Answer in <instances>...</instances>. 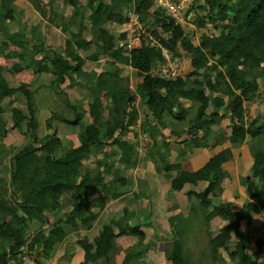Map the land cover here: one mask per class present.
<instances>
[{
  "label": "trees",
  "instance_id": "obj_1",
  "mask_svg": "<svg viewBox=\"0 0 264 264\" xmlns=\"http://www.w3.org/2000/svg\"><path fill=\"white\" fill-rule=\"evenodd\" d=\"M84 1L86 4L83 6L82 0H20L22 4H18L17 0H0V56L10 57L9 62L0 65V138L15 131L22 135L24 141V146L16 149L9 159L12 167L15 162L17 170L4 168L8 151L0 150V264H19L28 233L31 229L40 228L38 221L42 224L47 215L53 216L54 225L77 223L89 230L105 203L97 198H88L89 193L99 191L94 187V174L89 173L83 162L97 157L104 145H117L128 126H134L138 116L134 104L137 93L140 95V105L153 117L150 121L145 116L141 129L154 139L151 160L156 163L158 146L161 149L169 145L159 132L165 127L164 119L166 116L177 121L183 119L178 94L187 89L186 79L193 80L192 99L197 103V108L188 122L189 139L183 143L191 149L201 146L200 140L208 136L210 129L221 118L228 116L234 123V133L229 137V142L241 144L249 141L253 163L245 177L247 202L241 212H234L230 202L219 203L217 200L221 193L216 187L226 176L222 166L232 160L230 149L222 150L195 172L183 171L179 164L172 165L170 191L180 192L189 183L202 184L199 191L186 193L190 204L188 221L192 231L199 219L206 226L209 236L207 246L214 264H223L218 235L210 230L214 218L224 222L218 234L233 235L231 246L224 245L231 261L235 264H264V239L257 237L254 249H250L254 231L252 215L264 210V110L262 115L245 119L244 109L245 102L260 97V91H264V0H200V4L193 0L185 19L192 14L189 21L201 33L198 44H194L193 36L170 17L165 8L158 7L154 0ZM42 3L48 8H39ZM60 5L69 6L71 13H60ZM33 10L49 25L59 29L72 47L60 51L46 48L36 37L34 26L29 27V22L20 16V13ZM130 11L138 13L145 31L171 54L173 65L184 57L190 59L189 73L183 77L176 74L154 75L153 70L164 62V58L160 48L150 47L145 40L141 48L129 53L117 48V43L125 39L126 32L117 34L111 28L126 25L127 12ZM11 21L19 22L16 32L8 28ZM8 45L14 49H9ZM43 51L49 52V55L44 54L36 60L35 57ZM78 52L86 54L85 61L98 62L102 55L107 60L92 84L91 107L95 117L83 128L85 142L59 155L61 142L56 134L49 133L40 140L38 133L59 123L79 126L84 115L82 103L54 102L57 103L54 108L48 106V102V118L45 122L37 120L34 93H26V85L17 83L15 75L22 71L51 73L54 77L51 85L56 93L60 83L71 78L72 74L81 72L83 64ZM118 64L133 69L142 78L136 93L128 89V79L121 76ZM261 80L263 82L260 84ZM103 90L107 91L105 107L100 104ZM10 91L23 97L25 106L19 102L2 105L6 95L12 94ZM217 93H221L225 100L213 95ZM210 105H214L215 109L207 115ZM62 106L65 110L60 113L58 109ZM105 110L108 116L103 119ZM219 110H222L221 114ZM69 113L73 114L71 119L68 118ZM26 120L31 121L30 130L23 127ZM173 132L171 129L170 133ZM156 136L162 138L160 143L156 142ZM134 146L135 143L128 146L125 153H120L124 165L132 166L137 162L139 155ZM23 159L29 160L26 173H22L24 166L19 165L24 162ZM96 161L100 167L103 166L106 174L112 175L115 171L112 162H105L104 158ZM156 172H161V166L156 165ZM117 178L124 191L104 188V194L109 199L120 198L126 192L125 178ZM78 181L80 186L85 187L86 194L77 192ZM67 194L74 200L73 208L71 212L58 216L62 199ZM11 208L16 209L18 219L8 214ZM127 213V210H123L121 217L103 225L92 242L87 238L78 241L84 252L80 264L93 263L98 259L109 264V253L114 248L115 239L121 235H131L138 240V248L131 249L122 264H128L142 251L146 239L141 231L143 224L128 226L118 234L115 232ZM198 214L201 218H198ZM51 235L56 236L57 240L61 239L50 227L48 238ZM192 235L194 238L195 233ZM37 237L38 246L44 249L47 256L51 255L54 243L48 240L43 230L37 233ZM156 239L161 238L156 236ZM187 240V235H173L172 249L166 255L169 264H194Z\"/></svg>",
  "mask_w": 264,
  "mask_h": 264
},
{
  "label": "crops",
  "instance_id": "obj_2",
  "mask_svg": "<svg viewBox=\"0 0 264 264\" xmlns=\"http://www.w3.org/2000/svg\"><path fill=\"white\" fill-rule=\"evenodd\" d=\"M19 1L20 0H17V3L22 4ZM198 1L200 0H196V4L201 3V1ZM81 3L83 6L86 4L84 0H82ZM39 8L47 9L48 7L42 3ZM27 12L29 14H27ZM60 13L68 15L71 13V8L69 6L60 5ZM30 15H32L34 20L32 22L29 21L27 25L29 27L34 26L36 37H38L46 48L53 51H60L63 48L72 47L70 42L66 45L68 39L60 30L49 25L46 19L42 18L37 11L33 10L20 13V16L23 19L25 18L24 20ZM191 16L192 14H189L181 25L190 36H193L194 44H198L201 33L194 29L192 22L189 21ZM8 28L11 32H16L19 28V22H9ZM111 29L114 33L119 34L125 32L126 25L112 27ZM44 54L48 56L49 52L43 51L40 53L41 56L37 55L35 57L36 60L41 59ZM78 55L83 64L81 72L72 74L71 78H67L60 83L56 93L51 85L54 78L51 73L33 74L31 72L22 71L15 75L17 83L26 85V93H34L33 102L38 118L37 120L45 122L48 118L49 112L46 107L48 102V106H53L54 108L57 106L58 102H70L72 105L74 103H82L84 115L79 126L74 127L69 124L59 123L51 127V129H43L38 133L37 137L40 140L49 133L56 134L61 142V148L58 151L59 155L69 149L77 148L85 142L83 128L85 125L90 124L95 117L91 107L92 84L95 81V76L100 74L103 67L102 65H104L107 60V57L102 55L99 57L100 60L98 62L85 61L86 54L78 52ZM42 61H44V59H42ZM5 64L0 63V65ZM118 67L121 71V76L128 79V89L136 93V87L141 84L142 78L139 77L133 69L127 66L118 64ZM174 69L176 75L185 76L191 70L190 59L186 57L182 58L174 65ZM262 82L263 80L260 81V84ZM186 85L187 89L178 94L182 107L181 114L183 119L177 121L170 116H166L164 119L165 127H163V129L161 128L159 132L163 140L169 145L167 148L163 147L161 149H159L160 145L158 146L157 150L159 151V156H155L156 163L151 160V148L154 144V139L141 129V124L145 116L150 121L153 120V117L144 106L140 105V95L136 93L137 98L134 104L138 111V116L134 126H128L125 132L121 134L120 141L117 145H104L102 152H100L97 157H90L83 162V165L88 168L89 173L94 174V187L99 191L89 193L87 196L90 200L97 198L100 201H104V208L99 211L96 221L89 230L80 227L77 223L72 225L66 223L60 226L54 225V218L52 215H47L42 224L38 221L40 228L30 230L24 245L25 250L38 264H80L84 259V252L79 247L78 241L82 238H87L89 242H92L99 234L100 228L112 220L121 217L123 210H127L128 213L125 216L124 222L120 227H117L115 232L118 234L128 226L141 223L143 224L141 226V231L146 235L142 251L135 258H132L128 264H169L166 260V255H168L172 249L171 241L173 235H190V238H193L192 234L194 233L207 234V228L200 219L193 231L188 221L190 204L186 197V193L190 191H199L202 184L189 183L184 186L182 191L171 192L169 182V177L172 175L171 166L179 164L183 171L195 172L202 168L209 159L224 149H230L232 160L222 166V170L225 172L226 176L221 184L216 187L221 193L217 200L219 203L230 202L234 212H241L244 210V205L247 202L244 182L253 163L249 149V141H245L241 144H232L229 142V137L234 133V123L226 116L221 118L218 124L210 129L207 137L200 140L199 143L201 146L191 149L187 144H184L183 141L189 139V137H187L188 122L194 117L197 108V103L192 99L194 93L193 80L186 79ZM10 92L12 93V91ZM260 92V97L255 98L251 102L244 103L245 119L254 118L257 115L263 114L264 91L261 90ZM106 93L107 91L103 90L100 95V104L104 107L107 102L105 99ZM213 95L220 96L225 100L221 93ZM11 99L14 101H11ZM15 102H19L21 106H25L23 97L13 93H8L6 95L2 105H11ZM164 102L170 105L168 101ZM214 109V105H210L206 114H212ZM63 110H65L63 106L58 109L60 113ZM218 112L221 114L222 110ZM107 116V110H105L103 119L107 118ZM72 117L73 114L69 113L68 118L71 119ZM28 121L29 120L23 122L25 130H30L31 128V126L28 128ZM171 129L174 130L173 133H170ZM142 134L146 135V141L141 140ZM162 138L156 136L155 140L160 143ZM0 140V142H2L0 143V150L8 151V161L4 164V168L8 170L12 167L9 161L11 154L16 149L24 146L23 137L19 132L10 131L5 137H1ZM15 140L16 142H14ZM141 141L143 144L140 150ZM134 143L136 145L134 146L136 153L139 155L137 157V162L132 166L124 165V160L120 153H125L126 148ZM189 149H191L190 152L188 151ZM102 158L105 159V162H112L114 164L113 167L115 171L112 175L106 174L103 166L100 167L97 164L96 160H102ZM23 160L24 162H21L19 165L24 166V171L22 173H26L29 160ZM156 165L161 166V172H156ZM12 168L13 170H17L15 162H13ZM118 176L125 178L124 187L126 192L120 198L109 199V197L104 194V188L110 187L111 189L119 191L123 190L119 185V181H117ZM77 192L79 194H86L85 187L80 186L79 181L77 182ZM73 202L74 200L71 199L70 194L65 195L62 199V205L58 212V216L71 212ZM8 214L18 219L15 208H11ZM198 218H201L200 214H198ZM223 225L224 222L222 220L214 218L210 223V230L216 234ZM252 225L254 231L250 249L253 250L256 238L262 237L264 239V210H258L252 215ZM50 227L54 234L61 236V239L57 240L56 236L52 237V235L48 238V229ZM41 230L44 231L48 240L54 243V250L49 256L46 255L42 247L38 246L40 243H38L37 233ZM156 236L161 239L157 240ZM137 242V238L131 235L118 236L114 241V248L109 253V264H122L126 254L131 249L138 248ZM89 264H105V261L103 259H98Z\"/></svg>",
  "mask_w": 264,
  "mask_h": 264
},
{
  "label": "built area",
  "instance_id": "obj_3",
  "mask_svg": "<svg viewBox=\"0 0 264 264\" xmlns=\"http://www.w3.org/2000/svg\"><path fill=\"white\" fill-rule=\"evenodd\" d=\"M193 0H154L158 7L166 9L167 14L170 15L176 22L183 23L185 19L186 11L191 5ZM128 22L126 24V37L117 43V48L122 49L124 52L129 53L132 50L139 49L143 46V40L147 41L150 47H158L161 50V54L164 58V62L158 65L154 70L153 74L157 76H174L175 69L171 62V54L160 47L158 42L145 31L144 27L140 22L138 13L134 11L127 12ZM142 141H146L147 137L145 134L141 136ZM142 141L140 142V150L142 148ZM22 255L20 257L19 264H38L29 253L22 249Z\"/></svg>",
  "mask_w": 264,
  "mask_h": 264
},
{
  "label": "rangeland",
  "instance_id": "obj_4",
  "mask_svg": "<svg viewBox=\"0 0 264 264\" xmlns=\"http://www.w3.org/2000/svg\"><path fill=\"white\" fill-rule=\"evenodd\" d=\"M25 19V18H24ZM27 22L33 21L31 16H28L26 19ZM69 40L66 41V45L69 43ZM71 45V44H70ZM9 49H14L13 46L8 45ZM10 57L9 56H0V63H7L9 62ZM11 101H14L11 99ZM28 128L31 126V122L28 121ZM1 141V140H0ZM16 142V140L14 141ZM2 143V142H0ZM218 248L219 252L223 256V264H234L233 261H231L225 252L224 245L226 244L227 246H231V243L233 242V235H222L218 234ZM188 240H187V246L188 250L191 256V260L194 262V264H214L211 253L209 251V248L207 246L209 236L207 234L203 233H197L195 234L194 238H190V235H187ZM225 245V246H226ZM145 253V252H144Z\"/></svg>",
  "mask_w": 264,
  "mask_h": 264
}]
</instances>
